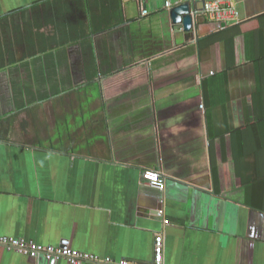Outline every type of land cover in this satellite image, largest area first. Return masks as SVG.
Listing matches in <instances>:
<instances>
[{"label": "crops", "instance_id": "crops-1", "mask_svg": "<svg viewBox=\"0 0 264 264\" xmlns=\"http://www.w3.org/2000/svg\"><path fill=\"white\" fill-rule=\"evenodd\" d=\"M141 1L0 0V237L150 264L163 232L164 264H264V0L191 32Z\"/></svg>", "mask_w": 264, "mask_h": 264}, {"label": "built area", "instance_id": "built-area-1", "mask_svg": "<svg viewBox=\"0 0 264 264\" xmlns=\"http://www.w3.org/2000/svg\"><path fill=\"white\" fill-rule=\"evenodd\" d=\"M141 5L142 15L147 14V10L144 8L143 2L138 0ZM191 0H165V6L167 9H172L174 6L181 5L183 3H189ZM192 15L197 20H207L211 22L224 23L226 26L235 25L241 22V15L235 4L229 0H202V6L192 12ZM204 106H201L203 109ZM142 179L151 188L164 192L166 189V180L163 174L155 170H146L142 172ZM158 214L161 218H164V210H158ZM164 225H169L168 219L163 220ZM0 248L15 251L20 253L31 260L44 259L48 262H58L65 260L69 264H130L129 262L117 263L110 258L102 259L99 256H95L89 253L80 252L68 247L52 246V245H40L32 241L24 239H16L13 237L3 236L0 237ZM150 264H164V234L163 232H157L155 234L154 242V259Z\"/></svg>", "mask_w": 264, "mask_h": 264}, {"label": "trees", "instance_id": "trees-1", "mask_svg": "<svg viewBox=\"0 0 264 264\" xmlns=\"http://www.w3.org/2000/svg\"><path fill=\"white\" fill-rule=\"evenodd\" d=\"M204 24H211L216 29H224V28L227 27L224 23L211 22V21H207V20H202V23L199 22L198 27H200V26H202ZM234 28H235V26L233 28H231V29H234ZM263 79L264 78L261 77V80L263 81V84H264V80ZM257 97H258V99L255 101L256 104H254L255 107H256L254 109L255 119L252 118V121L249 123L250 125H248V127L250 129H252L253 131H255L256 126H257L258 123L264 121V89L263 88H262V91L259 92ZM255 120L257 121V124H255V122H254ZM262 175H260V177L262 176L260 178V181H264V174H262Z\"/></svg>", "mask_w": 264, "mask_h": 264}, {"label": "water", "instance_id": "water-1", "mask_svg": "<svg viewBox=\"0 0 264 264\" xmlns=\"http://www.w3.org/2000/svg\"><path fill=\"white\" fill-rule=\"evenodd\" d=\"M170 14L174 24H181L185 32H191L194 19L192 15V7L189 3L174 6L170 10ZM51 263H53V261H51Z\"/></svg>", "mask_w": 264, "mask_h": 264}]
</instances>
